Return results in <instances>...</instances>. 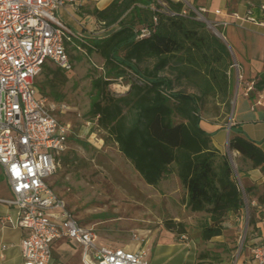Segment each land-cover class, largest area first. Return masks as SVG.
Masks as SVG:
<instances>
[{"label":"trees","instance_id":"trees-1","mask_svg":"<svg viewBox=\"0 0 264 264\" xmlns=\"http://www.w3.org/2000/svg\"><path fill=\"white\" fill-rule=\"evenodd\" d=\"M90 13L104 33L81 39L80 44L103 60V74L92 80L95 93L90 119L106 132L147 185L156 186L174 173L186 192V207L208 216L201 225V239L220 236L225 217L241 211L243 192L229 160L218 153L211 133L201 124L209 104L215 111L211 119H217L220 111L224 117L232 110L229 47L180 1L112 0ZM141 29L149 33L139 37ZM146 61H152L151 67H141ZM127 78L121 94L108 90L112 82ZM253 81L254 89L262 91L264 73ZM183 83L193 92L176 89ZM230 133L229 149L264 177V151L235 125ZM164 226L176 237L184 235L182 223L168 220Z\"/></svg>","mask_w":264,"mask_h":264},{"label":"rangeland","instance_id":"rangeland-1","mask_svg":"<svg viewBox=\"0 0 264 264\" xmlns=\"http://www.w3.org/2000/svg\"><path fill=\"white\" fill-rule=\"evenodd\" d=\"M142 10L140 7L141 14ZM192 10L198 19L197 10ZM130 17V14L127 15V18ZM214 28L217 31L220 29L217 26ZM214 28L207 25L211 32ZM81 43L82 40H76L68 45L73 64L71 71L65 72L54 65H45L36 78V97L47 99L45 106L49 103L56 105L53 115L69 128L66 149L58 155L59 165L53 175L46 179L47 184L64 201L79 223L92 227L98 242L107 246L123 248L125 244L135 242L133 234H136L143 247L152 233L156 234L155 240L162 236L161 243H182L175 233L162 230L164 222L172 220L183 224L186 241L190 243L189 260L192 264H240L242 256L248 253L247 246L264 237L262 173L258 170L261 176L258 173L260 177L257 180L263 178L260 184L247 183L245 176H249L247 173L252 171V167L249 161L229 149L231 133L227 132L225 156L243 192V207L238 214L225 217L224 230L220 236L209 241L202 240L201 225L208 216L204 212H192L186 207V192L178 177L172 173L156 186L147 185L106 132L96 125L95 120L90 119L88 111L95 93L92 80L103 74V60L99 54L87 52ZM151 65L152 61H146L141 67ZM239 75L240 69L232 68L234 85L239 81ZM127 85L128 78L118 79L108 86V90L121 94ZM176 89L193 92L185 83ZM220 112L216 120L226 127L232 110L224 117H221ZM214 113L213 105H207L206 112L202 114L203 121L210 119ZM245 188L251 191L246 193ZM247 263L250 261L247 260Z\"/></svg>","mask_w":264,"mask_h":264},{"label":"built area","instance_id":"built-area-1","mask_svg":"<svg viewBox=\"0 0 264 264\" xmlns=\"http://www.w3.org/2000/svg\"><path fill=\"white\" fill-rule=\"evenodd\" d=\"M87 2L0 0V166L11 191V197L0 202L14 209V218H6L9 226L25 231L20 243L22 264H51L53 245L61 239L79 246L82 264H148L143 247L129 251L100 244L94 229L81 225L46 182L66 149L69 128L53 115L56 105L45 106L47 99L36 97V78L45 65L65 72L73 69L68 45L82 38L58 13ZM260 11L264 16V6ZM229 17L264 28V20L258 21L252 9ZM148 33L141 29L139 37ZM232 67L239 65L233 61ZM239 83L243 96L254 90L253 79L239 76ZM252 105L264 106V88ZM139 240L133 234V241ZM248 252L250 264H264V237L252 241Z\"/></svg>","mask_w":264,"mask_h":264},{"label":"crops","instance_id":"crops-1","mask_svg":"<svg viewBox=\"0 0 264 264\" xmlns=\"http://www.w3.org/2000/svg\"><path fill=\"white\" fill-rule=\"evenodd\" d=\"M112 0H88L78 8H66L58 13L59 18L69 29L80 35L84 40L101 36L103 31L94 16L90 13L93 9H103ZM183 2L188 8L197 10L203 18L220 27L219 32L240 69L243 79H255L257 75L264 73V28L250 22H239L230 19L231 14L244 15L248 9L253 10V16L258 20H264L260 7L264 6V0H172ZM228 22L227 25H222ZM239 81L233 88V107L230 115V127L235 125L241 129L242 135L249 141L259 146L264 151V106L253 107L251 102L257 98L259 91L252 90L249 96H243L238 88ZM202 127L211 133L213 146L220 155H225L224 141L228 132V126L216 120L208 119L202 122ZM229 127V132H230ZM235 155L237 151L232 150ZM257 169H252L245 176L249 185H257L263 181L257 180ZM257 180V181H256ZM255 181V182H254ZM11 191L3 169L0 166V199H9ZM14 209L0 202V264H22L20 243L25 236L22 229H14L9 226L6 218H14ZM83 225V224H81ZM85 226V225H83ZM164 226V225H163ZM87 227V226H86ZM162 228V226H160ZM166 233L173 234L165 226L162 228ZM156 234L152 233L143 248L147 252L148 264H192L189 260L191 252L190 243L182 240V243L164 244L155 240ZM258 238L256 241H259ZM102 245L101 241L99 242ZM142 247L140 242H130L123 249L135 251ZM121 248V247H118ZM249 250V246L246 248ZM249 252L242 256L240 264L247 263ZM51 264H82L81 250L79 246L70 240H57L52 249Z\"/></svg>","mask_w":264,"mask_h":264},{"label":"water","instance_id":"water-1","mask_svg":"<svg viewBox=\"0 0 264 264\" xmlns=\"http://www.w3.org/2000/svg\"><path fill=\"white\" fill-rule=\"evenodd\" d=\"M197 14L199 15L198 20H201V21L205 22L207 25H209V26L214 28L213 24L207 22L200 13H197ZM213 32H214L215 35H217L219 38H221L223 40L222 35L215 28L213 29ZM223 41L225 42V40H223ZM229 127H230V123L228 125V132H229Z\"/></svg>","mask_w":264,"mask_h":264}]
</instances>
